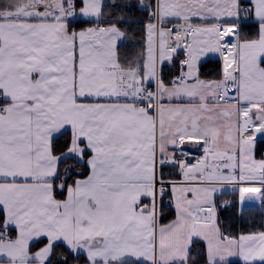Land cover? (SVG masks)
Masks as SVG:
<instances>
[{"label": "snow or ice", "instance_id": "1", "mask_svg": "<svg viewBox=\"0 0 264 264\" xmlns=\"http://www.w3.org/2000/svg\"><path fill=\"white\" fill-rule=\"evenodd\" d=\"M253 203L264 0L0 3V264H264Z\"/></svg>", "mask_w": 264, "mask_h": 264}, {"label": "trees", "instance_id": "2", "mask_svg": "<svg viewBox=\"0 0 264 264\" xmlns=\"http://www.w3.org/2000/svg\"><path fill=\"white\" fill-rule=\"evenodd\" d=\"M3 0H0L2 3ZM251 34L255 33V28L253 27L249 30ZM220 61L219 59H214L211 62H207L205 67L202 69L207 78H214L219 71ZM261 153H258L257 158H261ZM235 209H221L220 217L228 225L231 226V230L234 232H243L248 230H260L261 225L264 224V210L251 208L246 210L243 217L234 216ZM236 264H243L241 262H236Z\"/></svg>", "mask_w": 264, "mask_h": 264}, {"label": "crops", "instance_id": "3", "mask_svg": "<svg viewBox=\"0 0 264 264\" xmlns=\"http://www.w3.org/2000/svg\"><path fill=\"white\" fill-rule=\"evenodd\" d=\"M214 59H218V58H213L212 60ZM259 159V158H258ZM223 199H231L232 197L230 195H226L224 197H222ZM251 208H257V209H260L259 205L256 204V203H253L251 206H250V209ZM221 216V215H220ZM203 245H199L196 247V250L193 252V256L200 261V264H205V261H204V258H203V253L201 251ZM233 260L235 262H242V260H240V258H233Z\"/></svg>", "mask_w": 264, "mask_h": 264}]
</instances>
